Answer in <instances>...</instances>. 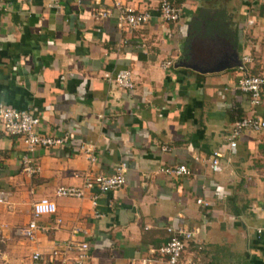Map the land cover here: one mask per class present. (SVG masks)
<instances>
[{"label":"crops","instance_id":"0c3cea01","mask_svg":"<svg viewBox=\"0 0 264 264\" xmlns=\"http://www.w3.org/2000/svg\"><path fill=\"white\" fill-rule=\"evenodd\" d=\"M113 1L0 0V105L36 117L41 135L68 138L34 148L36 171L28 176L21 139L0 124V264H30L33 249L50 252L69 238L88 243L85 264L148 257L163 264L148 250L176 225L199 228L180 264H264V235L254 232L264 227V130L242 132L234 147L227 141L236 117L264 120V94L254 107L235 89L248 65L264 73V0H168L179 11L174 23L158 20L160 0H118L150 14L129 33L116 29ZM101 8L111 15L94 23L90 13ZM232 51L250 63L213 73L174 66L208 69ZM164 61L171 66L161 69ZM118 70L131 73L132 90L108 82ZM211 152L220 155L218 172L209 169ZM120 163L124 184L100 195L95 208L89 194L54 196L59 187L81 184L74 174L109 176ZM179 165L188 175L160 172ZM41 197L55 204V214L37 219L30 245L18 232Z\"/></svg>","mask_w":264,"mask_h":264},{"label":"built area","instance_id":"2783aa9c","mask_svg":"<svg viewBox=\"0 0 264 264\" xmlns=\"http://www.w3.org/2000/svg\"><path fill=\"white\" fill-rule=\"evenodd\" d=\"M111 8L115 11V27L120 33H129L146 23L150 19L147 11H138L118 0L112 2ZM111 15L109 8L93 9L90 17L94 23H99ZM179 17V11L172 6L168 0H160L157 6V18L161 23H174ZM140 44L139 48L143 49ZM250 59L243 56L240 64H247ZM171 66L170 61H164L160 64L161 69H167ZM108 82L115 87L130 91L133 88L131 73L128 70H118L112 76L107 78ZM235 89L247 96L251 106H258L260 97L264 92V76H249L242 73L235 81ZM0 124L5 135L20 138L24 155L20 158L21 171L30 176L35 173L36 168L32 164L29 155L36 147L51 148L65 145L68 138H52L41 135L37 132L39 120L30 113L23 110H16L7 106L0 105ZM264 130V120L259 117H243L232 122L231 129L227 136L228 146L234 147L236 138L242 132H260ZM83 154L88 162L93 163L95 158L89 148H84ZM165 151V148H162ZM220 155L217 152H211L208 158V166L212 172L220 171ZM125 164L120 163L113 169L109 176L102 174H93L89 172L76 173L81 184L77 187L67 186L59 187L54 191L57 198L82 199L89 194L90 205L95 208L97 199L100 195L107 194L117 190L124 184ZM160 172L167 176L180 177L188 175L187 169L183 165L162 168ZM94 190V192H92ZM6 203V195L0 193V205ZM195 204L207 208L208 203L202 199H196ZM31 219L19 230L20 237L28 244L33 245L36 240V234L40 231L37 225V219L42 216H53L55 214V204L44 197L34 200L31 204ZM94 218H99L100 214L93 211ZM167 240L161 246L152 249L149 248L150 256L157 255L163 264H180L182 251L187 243L194 242L199 233V228H190L183 225L168 226L164 229ZM256 236L264 235V227L254 230ZM72 233H83L78 228H73ZM89 257V246L85 240L69 238L56 244L50 252H41L33 249L29 255L30 264H84ZM128 264H155L153 257L134 258Z\"/></svg>","mask_w":264,"mask_h":264},{"label":"water","instance_id":"95a60500","mask_svg":"<svg viewBox=\"0 0 264 264\" xmlns=\"http://www.w3.org/2000/svg\"><path fill=\"white\" fill-rule=\"evenodd\" d=\"M174 66L187 68L198 73H213L231 67L240 66V59L238 57L237 52L232 51L228 54H224L218 61L214 62L212 66L208 69H201L195 66L194 64L183 63V62L176 63Z\"/></svg>","mask_w":264,"mask_h":264},{"label":"trees","instance_id":"16d2710c","mask_svg":"<svg viewBox=\"0 0 264 264\" xmlns=\"http://www.w3.org/2000/svg\"><path fill=\"white\" fill-rule=\"evenodd\" d=\"M250 63V62H249ZM248 64V63H247ZM255 67V65L253 64L252 66L250 65H248V70L250 71L247 75H249V76H264V73H260V74H257L256 72H255V70L253 69ZM247 70V69H246ZM259 72H260V70H259ZM264 94V92H262V95ZM247 97V96H246ZM247 100H248V98H247ZM236 119H239L238 117H236ZM164 233H165V231H163ZM165 235H166V233H165ZM166 240H167V235H166V237H165V239L163 240V242H162V244H164L165 242H166ZM161 244V245H162ZM3 249V246H2V243H1V239H0V251ZM180 261H181V258H180Z\"/></svg>","mask_w":264,"mask_h":264},{"label":"rangeland","instance_id":"374dc122","mask_svg":"<svg viewBox=\"0 0 264 264\" xmlns=\"http://www.w3.org/2000/svg\"><path fill=\"white\" fill-rule=\"evenodd\" d=\"M1 251H2V250H1ZM85 263H86V262H85ZM85 263H84V264H85Z\"/></svg>","mask_w":264,"mask_h":264}]
</instances>
